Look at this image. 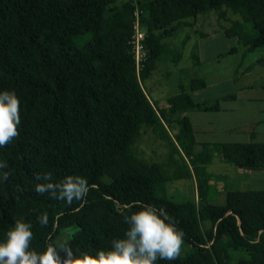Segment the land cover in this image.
Segmentation results:
<instances>
[{"label":"trees","instance_id":"obj_1","mask_svg":"<svg viewBox=\"0 0 264 264\" xmlns=\"http://www.w3.org/2000/svg\"><path fill=\"white\" fill-rule=\"evenodd\" d=\"M136 6L148 50L139 74L129 43ZM211 12L230 23L220 29L246 52L264 47V0H0V92L15 90L21 99L20 135L0 148V242L23 218L33 225L30 248L38 253L51 243L94 255L124 238L125 215L150 204L185 233L180 257L156 264H264V189H227L218 204L199 181L201 168L196 200L179 202L167 191L169 182L194 177L179 148L180 136H194L183 114L218 111L220 99L193 98L188 90L208 84L198 75L166 99V108L142 86L166 53L164 40L195 25L186 19ZM192 58L199 64L197 54ZM143 125L172 146L168 164L181 156L185 174L169 176L166 165L134 153ZM222 154L243 170H264V142L227 143ZM45 173L53 183L83 176L90 191L71 205L39 195ZM44 213L47 226L37 222Z\"/></svg>","mask_w":264,"mask_h":264},{"label":"rangeland","instance_id":"obj_2","mask_svg":"<svg viewBox=\"0 0 264 264\" xmlns=\"http://www.w3.org/2000/svg\"><path fill=\"white\" fill-rule=\"evenodd\" d=\"M122 0H116V4L121 3ZM232 18L238 16L229 13ZM215 12L209 14H201L195 20L188 18L186 21L195 23V26H184L173 37H168L164 40L166 45V53L160 61L157 62L155 69L150 73V76L144 79L142 86L149 94V97L160 108H166V99L181 91V86H188L190 80L194 76L205 77L208 86L200 90L193 96L195 100L207 101L220 99L221 105L224 108L232 107L233 103L226 99L228 95L237 94L240 100L244 101L249 97L259 98L264 96V65L260 64V59L264 57V47L256 49L253 52H246V49L238 43V39H229L226 37L215 38L212 43L211 40L203 41L200 45L199 33L201 31L213 35H221L222 24L229 25V22L217 21L214 19ZM209 19L208 25L201 26V19ZM200 25V26H199ZM199 44V47L197 46ZM233 47H237L238 51L232 54H226L227 51ZM202 56L204 62L195 63L193 54ZM252 85L254 89L245 90V86ZM262 87V88H261ZM244 89V90H243ZM248 102H239L238 108H246ZM249 114L247 116L239 117L238 132H231V134L214 135L215 140H231L239 142H248L251 140L252 131L264 132V124L259 123L264 120V114L259 113L261 103L250 104ZM223 119L227 120L223 115L218 114H200L193 116V121L199 130L200 128L208 126L209 122L218 121L217 127L223 126ZM245 124H250L248 127ZM246 128V129H245ZM245 129V130H244ZM249 129L248 131H246ZM227 133V132H226ZM202 133L198 134V139L202 137ZM217 136V137H216ZM258 138L264 141V136L259 135ZM217 138V139H216ZM190 140V139H189ZM188 139L180 136L181 147L186 151L189 160V168L193 172V178H181L167 184V191L169 196L179 202L196 200L198 196L197 175L196 170L199 168L193 163L187 148L190 143ZM179 143V141H178ZM187 148V149H186ZM215 149V148H214ZM216 150V149H215ZM134 153L145 161L159 162L167 166V174L173 176L177 173L185 174V165L181 156L175 155L178 163L168 164L171 156L172 146L163 139H160L153 133L150 127L143 125L141 127L139 136L133 145ZM213 151V147L210 148ZM183 153V151H182ZM205 168L199 176V181L203 183L206 192H209L214 202L222 204L225 202V190L237 189H264V179L259 178L260 171L243 170L237 171V167L226 163L221 154L216 151L212 152V159L202 163ZM204 172V173H203ZM206 174L220 175V181L209 180L206 181ZM264 178V177H262ZM200 183V182H199Z\"/></svg>","mask_w":264,"mask_h":264},{"label":"clouds","instance_id":"obj_3","mask_svg":"<svg viewBox=\"0 0 264 264\" xmlns=\"http://www.w3.org/2000/svg\"><path fill=\"white\" fill-rule=\"evenodd\" d=\"M21 99L15 90L0 92V148L7 147L20 135ZM6 167L0 163V168ZM5 174V178H6ZM39 179V177H37ZM47 183L37 184L35 192L48 194L53 199L84 201L90 185L85 177L68 176L53 183L52 174L45 173ZM139 211L124 216L129 225L124 238L113 239L111 248L97 250L94 255L76 252L69 246L55 247L49 243L46 251L38 253L30 248L34 233L31 222L16 219L8 230L5 241L0 242V264H156L157 259L174 261L182 252L185 233L163 209L141 204ZM37 222L47 226L48 215L37 216ZM63 253V257L61 256Z\"/></svg>","mask_w":264,"mask_h":264},{"label":"crops","instance_id":"obj_4","mask_svg":"<svg viewBox=\"0 0 264 264\" xmlns=\"http://www.w3.org/2000/svg\"><path fill=\"white\" fill-rule=\"evenodd\" d=\"M216 18H217V13L215 12L214 19H216ZM208 21H209V19H204V18L201 19V21H200L201 22V26L204 25V24L208 25V23H206ZM220 34L221 35H217L216 32H214L213 35H210L209 33H205L203 31H201L199 33L198 43L200 42V45H202V42L205 41V40H207V41L211 40L210 43H212L215 38L223 39V37H226V38H229V39H237V38L228 37L225 34L224 31L221 32ZM197 46L199 47V44H197ZM227 52H226V54H227ZM198 57H199V61H201V63L204 62V60L201 58L202 56L198 55ZM203 78L206 80L205 77H203ZM207 86H208V84H207ZM206 87L199 88L197 90H188V91L190 92L191 95L192 94L194 95L195 93L197 94L200 90H203ZM244 89L245 90H252V89H254V86L247 85V86H245ZM262 89H264V86H263ZM235 95H236L235 98H226L227 100H229L230 102L233 103L232 107L224 108L221 105V102H220V110H218V111H189V112H186V113L183 114V116L187 115L189 117V119H190V121L192 123V126H193L194 136H193V138H191L188 141V143H190V145L187 148H189L188 149V152H189L188 154L190 155L193 163L196 164L199 167L198 169L205 168L204 166H202L203 165L202 163L212 159V152L213 151L214 152L216 151L218 154H221L222 158H223V154H222L223 153V145L227 144V143L239 142V141H231V140H228V139L227 140H224V139L218 140L217 138H216L217 140H215L214 135H218V134H222V133L231 134V132H235V131L238 132L240 124L237 121V119H239L240 116L241 117H243V116L245 117V116H247L249 114V112H250L249 108L251 107L250 104L261 103V106L259 107V113H263L264 114V96L259 97V98L249 97L246 100L242 101V100H240V98L238 97L237 94H235ZM193 98H194V96H193ZM196 101H198V100H196ZM152 102H154V101L152 100ZM239 102H248L249 105L246 104V108L245 109H243V108L240 109V108L237 107V104ZM200 114H218V116L223 115L227 120L223 119L222 122H224V123H223V126L221 128L217 127V125L221 124V123L218 122V121H215V122H209L208 126L205 125V127L200 128L202 130H199V128L196 127V125H195V123L193 121V116H199ZM259 123H263L264 124V120H260ZM249 125L250 124H245L246 127H248ZM248 130L249 129H247L246 131H248ZM199 133H202V135H203L200 139H198V134ZM262 134L264 136V132H259L257 130L252 131V133H251V137L252 138L248 142H251V141L264 142V141H261V140L258 139L260 137L259 135H262ZM212 147H213V151L211 152L210 148H212ZM179 148H180L181 153L183 151L182 155L185 158L186 162L189 163V160H188L187 155H186V151L184 149H182L181 146H179ZM237 171L241 172V171H243V169L237 167ZM249 171H256V172L260 171V172H262L258 176H259V178L264 179V178H262V177H264V170H249ZM215 176H220V175H215ZM215 181H217V180H215Z\"/></svg>","mask_w":264,"mask_h":264},{"label":"built area","instance_id":"obj_5","mask_svg":"<svg viewBox=\"0 0 264 264\" xmlns=\"http://www.w3.org/2000/svg\"><path fill=\"white\" fill-rule=\"evenodd\" d=\"M135 15L136 18L134 21V33L132 34L129 43L132 46V52L135 58L136 70L137 73L139 74L145 65L146 59H148V50L145 47L147 31L142 27V23L140 20V12L137 6L135 9Z\"/></svg>","mask_w":264,"mask_h":264}]
</instances>
